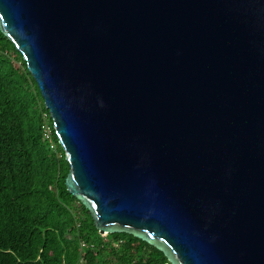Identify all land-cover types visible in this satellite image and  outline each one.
<instances>
[{"label":"water","instance_id":"1","mask_svg":"<svg viewBox=\"0 0 264 264\" xmlns=\"http://www.w3.org/2000/svg\"><path fill=\"white\" fill-rule=\"evenodd\" d=\"M100 232L170 264H264V0H0Z\"/></svg>","mask_w":264,"mask_h":264},{"label":"trees","instance_id":"2","mask_svg":"<svg viewBox=\"0 0 264 264\" xmlns=\"http://www.w3.org/2000/svg\"><path fill=\"white\" fill-rule=\"evenodd\" d=\"M69 169L39 87L0 30V264H170L132 234L100 232L66 188Z\"/></svg>","mask_w":264,"mask_h":264},{"label":"built area","instance_id":"3","mask_svg":"<svg viewBox=\"0 0 264 264\" xmlns=\"http://www.w3.org/2000/svg\"><path fill=\"white\" fill-rule=\"evenodd\" d=\"M44 129H45V133H46V135L49 136V135H50V129L47 128V127H45Z\"/></svg>","mask_w":264,"mask_h":264},{"label":"rangeland","instance_id":"4","mask_svg":"<svg viewBox=\"0 0 264 264\" xmlns=\"http://www.w3.org/2000/svg\"><path fill=\"white\" fill-rule=\"evenodd\" d=\"M104 234V232H102Z\"/></svg>","mask_w":264,"mask_h":264}]
</instances>
